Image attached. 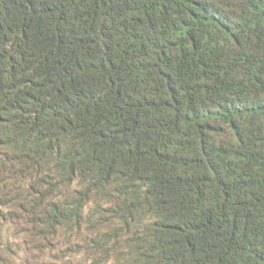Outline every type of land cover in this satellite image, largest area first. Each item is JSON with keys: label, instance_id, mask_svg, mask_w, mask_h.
<instances>
[{"label": "trees", "instance_id": "obj_1", "mask_svg": "<svg viewBox=\"0 0 264 264\" xmlns=\"http://www.w3.org/2000/svg\"><path fill=\"white\" fill-rule=\"evenodd\" d=\"M5 225L24 264H264V0H0Z\"/></svg>", "mask_w": 264, "mask_h": 264}, {"label": "rangeland", "instance_id": "obj_2", "mask_svg": "<svg viewBox=\"0 0 264 264\" xmlns=\"http://www.w3.org/2000/svg\"><path fill=\"white\" fill-rule=\"evenodd\" d=\"M18 244L19 235L15 227L0 226V264H24L26 256L21 254Z\"/></svg>", "mask_w": 264, "mask_h": 264}]
</instances>
